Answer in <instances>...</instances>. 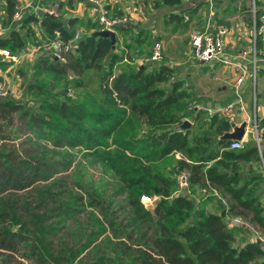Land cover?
I'll use <instances>...</instances> for the list:
<instances>
[{"label":"trees","instance_id":"obj_1","mask_svg":"<svg viewBox=\"0 0 264 264\" xmlns=\"http://www.w3.org/2000/svg\"><path fill=\"white\" fill-rule=\"evenodd\" d=\"M159 1L157 6L170 7L181 2ZM255 6L256 16L264 12L263 0H255ZM13 7L14 3L10 2L7 16L2 20L6 31L0 35V48L12 54L20 53L28 42H34L32 37L36 32L32 25L43 41L55 37L56 33L63 41L70 40L78 27L98 30L97 23L76 17L34 13L22 14L16 28L17 24L11 23ZM175 19L181 22L179 15L171 13L169 22ZM185 23H176V27ZM93 32L81 36L77 47L65 52L64 61L49 60L42 54L37 62L39 70L57 72L60 80L65 79L74 90H89L90 102H77L63 90L54 94L51 102H43L40 111L30 117L47 129L54 146L81 145L94 151L133 188L129 202L134 208V217L130 218L140 228L134 239L138 246L132 249L125 242L133 236L127 233L126 239H116L109 251L98 249L99 255L83 261L81 254L90 242L76 247L60 239L53 245L51 236L56 235L57 223L50 221L49 211L17 208L12 204L0 210V251L19 253L34 264H123L126 256L135 264H264L261 243L242 238L237 245L236 235H245L246 227L230 226L227 218L242 216L264 232V176L262 172L248 179L241 175L242 164L248 163L251 167L260 161L255 145L250 142L242 149H227L231 140L220 139L230 130V121L225 117L208 118L209 133L201 137L190 136V128L178 130L176 127L187 114V104L194 96L183 88L184 82L177 77L176 68L165 62L154 61L159 63L151 66V62L138 64L131 60L129 51L135 54L137 45L150 43L147 33L141 28L119 50L118 39L112 45L108 38L95 37ZM56 84L60 86L59 81ZM18 112L27 114L28 110L14 102V98L0 99V120ZM136 117L144 119L149 129L146 135L138 133ZM199 118L200 115L195 121ZM204 125L205 122L201 127ZM4 139L0 136V140ZM3 149L4 145H0V193L6 189H25L35 180L48 179L44 176L28 181L13 164L15 151ZM175 152L182 154L181 159L174 160L179 168L163 172L162 168L173 164ZM184 169L190 173V194L176 195L175 177ZM197 187L216 189L226 196L227 205L219 212L197 206L191 198ZM142 194H156L160 199L153 209L147 210L140 202ZM223 209L225 216H221ZM124 245L126 249L122 250Z\"/></svg>","mask_w":264,"mask_h":264},{"label":"rangeland","instance_id":"obj_2","mask_svg":"<svg viewBox=\"0 0 264 264\" xmlns=\"http://www.w3.org/2000/svg\"><path fill=\"white\" fill-rule=\"evenodd\" d=\"M39 1L45 3L52 0H32L30 5H36ZM69 1L64 0L65 5H67L61 9V13L65 15L80 14L83 5L78 6L75 2V5L70 6ZM10 2L14 3L13 9H16L15 7L20 8L18 0H0V20L6 18ZM191 2H200L203 5L205 0H182L180 4L173 7L160 4L159 8H156L159 0H139L135 2V7L139 8L138 5H140L146 11L144 16L147 17V21L143 23V28L147 32V39L150 40L146 47L150 48L153 40L162 43V58L159 62L169 63L178 69L179 75L177 74V77L183 80V88L193 85L194 91L191 90L190 92L194 96L221 101L229 99V92L216 91V87L221 84L231 86L235 80L234 78L240 72L239 68L235 66H228L229 68L219 67L215 71L209 69L202 74L204 72L203 68L196 67L191 62L187 26L176 27V23L181 24L179 20L169 22V12L185 11L188 8V3ZM252 2L253 0H216L215 11L218 20L230 21V24L239 23V25L246 28L247 33L239 41L235 29L228 38L229 52L234 55H239L242 50L249 52L251 44L247 36L252 33V22L250 23L252 21ZM22 3H24V0H22ZM30 5L23 10L21 9L23 15L30 13ZM85 10L88 12L87 9ZM77 29L86 30L79 27ZM121 31L119 30L116 35L119 50L135 36L132 31L128 33L124 31L121 33ZM35 32L32 41L36 40V42H32L31 45L33 46L25 48L24 53L16 61L2 62L0 66L1 70H8L6 78L10 79L15 90L14 102L22 104L28 110L27 114L22 112L13 113L5 120H0V136L5 137L4 140H0V145H4V151H15L13 164L19 167L22 177L27 178L28 181L44 176H48V179L35 180L31 186L25 189L4 190L0 193V210L4 206L12 204L17 208L23 206L34 208V211L48 210L51 215L50 221H56L57 223L56 235L54 237L53 233L51 236L53 245L58 243L60 239L66 240L76 247L87 245L90 242L81 254L83 261L91 259L95 254L94 257L99 255L96 253L98 249H101L102 252L109 251L113 248L112 243L118 238L125 240L127 233H133L132 239L125 240L133 249L134 246H138V242L134 239L138 237L140 232V228L135 225L136 221L132 223L130 218L134 217V208L131 207L129 202L133 188H129L115 170L102 162L94 151H88L81 145L54 146V141L47 129L38 125L30 117L31 114L40 111L39 107L43 102L46 104L51 102L54 99V94L63 90H65L67 96L68 89H70L73 94L70 98L77 102H90L91 100L89 90L88 92L81 89L74 90L65 83V79L60 80L61 77L57 72L49 69L39 70L37 62L40 59L38 55L41 54V50L36 52L38 57L36 53L30 55L31 47L39 46L43 41L41 36L38 37V31ZM81 36L82 32L80 31L79 39ZM251 58V54L248 53L245 58L238 56L235 61L245 70L246 82L241 86L242 92L249 93L251 83L257 84L256 97L258 98V105L256 104V107L258 117H261L263 110L260 105L264 96L259 95V92L261 91L260 82L264 70L256 73L253 70L250 72L249 59ZM260 59L261 57L258 55V67H264ZM141 61L144 62L143 64L150 63L145 60ZM159 62H151L149 65L154 66ZM230 69L234 70L235 74L227 72ZM57 81L60 82V86L56 84ZM248 108L251 114V105H248ZM205 117L203 115L198 121H193L194 125L189 127L190 136L201 137L209 133L207 129L209 119H205ZM134 119H136L138 133L146 135L149 129L144 124V120H141V117ZM204 122L205 125L201 127ZM248 141H252V139L250 138ZM175 159L174 155L173 164L162 168L163 172L175 171V168H179V165L174 161ZM6 171L10 172L9 169H6ZM246 171L247 167L244 173ZM24 180L21 179L22 182ZM7 185L9 186V184ZM209 190L197 187L191 198L197 206L204 207L206 211L219 212L224 205L216 196H212ZM38 205L40 207L35 208ZM207 205L212 207L207 208ZM241 218L244 225L248 223L242 216ZM123 227L125 228L123 229ZM245 235L248 236L247 229ZM241 239L242 235H236L235 243ZM125 247V245L122 246V250H125ZM0 264L34 263L22 258L19 253L0 251ZM123 264L135 263L130 261L129 256H126Z\"/></svg>","mask_w":264,"mask_h":264},{"label":"built area","instance_id":"obj_3","mask_svg":"<svg viewBox=\"0 0 264 264\" xmlns=\"http://www.w3.org/2000/svg\"><path fill=\"white\" fill-rule=\"evenodd\" d=\"M85 3L92 5L96 9L95 21L98 26V30H110L115 32L120 27H126L132 23V19L128 14H112L102 3L101 0H83ZM41 13L48 15L56 14V7L52 6H41L39 8ZM257 8L255 6V0L252 2V19L253 28L251 33V42L249 52L243 51L239 55H229L225 50L226 38L230 33V29L224 24H213L207 21L205 25L199 29L194 28L190 30L189 33V43L192 48V55L195 60H200L205 63H219L223 66H235L239 68L240 72L235 78V94L236 99L234 101L228 102L222 105H209L204 104L198 100H192L187 104L186 111L189 113L188 118L185 120L193 121L198 115H205L207 118L212 116L227 117L233 112L240 111L245 113L246 106L242 98L241 86L246 82L245 70L236 63L235 58L240 56L245 58L246 54H251L253 59V72L255 73L256 61L258 55L261 57V62H264V12L256 16ZM22 16V11L20 8H16L13 11L11 22L19 25V21ZM6 31V28L2 25L0 21V35ZM80 32H76L70 40L63 41L59 33H56L55 37L45 40L38 47H34L36 50H41L44 55H47L49 60L60 59L64 60V54L66 51H72L77 47V41L79 39ZM259 44V46H258ZM33 49L30 50V53ZM0 54L10 60L16 61L17 58L23 53L12 54L8 49H0ZM162 58V44L159 41H155L151 47L150 55L148 60L150 62L159 61ZM8 72V70H6ZM12 96L10 86L8 84V79L5 77V73L0 74V99L9 98ZM67 96H73L72 91L68 89ZM255 100V96H254ZM256 108V105H253ZM248 118V117H247ZM245 126V130L248 124H251L248 131L250 138L253 140L258 155L262 161V172L264 174V161H263V150H264V114L261 117L255 116L250 119L248 118ZM244 147V139H234L231 140L227 149L235 150L242 149ZM190 173L188 170H182L175 177V194H190V183H189ZM211 194L216 196L221 203L226 206V198L219 195L216 189L211 188ZM160 197L156 194L146 195L142 194L140 196V202L144 205L147 210L153 209L156 202ZM242 224L244 221L239 216H233L229 218V225ZM248 226V225H246ZM252 241L260 242L264 248V233L261 231L251 228Z\"/></svg>","mask_w":264,"mask_h":264},{"label":"crops","instance_id":"obj_4","mask_svg":"<svg viewBox=\"0 0 264 264\" xmlns=\"http://www.w3.org/2000/svg\"><path fill=\"white\" fill-rule=\"evenodd\" d=\"M20 3H19V7L20 9H24L25 7H28L30 5V2L32 0H24V3H22V0H18ZM139 0H101V3L112 13V14H116V15H119V14H128L131 19H132V23H130L129 25H127L126 27H120V28H126V29H129L130 32H134V33H137L141 28L144 30L145 33H147L145 31V29L143 28L145 21H147V17L144 16L145 15V8L141 7L140 5H138L139 8L135 7L136 4L135 2H137ZM184 1V0H183ZM59 2H62V5L60 7L59 5ZM75 2L76 4L79 5H83L82 7V12L78 15H65L63 13H61V9L63 7H66L65 3H64V0H52L51 2H43V1H39L36 5H30V10L29 12L30 13H34L36 16H41V11L39 10V8H41V6H52L54 5L56 7V14L54 16H63L64 18H70V17H76V18H79V19H82L84 22H94L96 24V21H95V17H96V9L88 4V3H85L83 0H70L69 3H70V6L72 5H75ZM160 2V1H159ZM182 2V0H181ZM180 2V3H181ZM179 3V4H180ZM178 5V4H177ZM215 5H216V0H205V3L202 5L200 2H191V3H188V8L185 10V11H171L169 12L170 14L171 13H174V14H177L181 17V23L183 22H186L185 26H187L188 30H189V33H190V30L191 29H194V28H199L201 29L205 23L207 21H210L212 22L213 24H224L226 25L229 29H230V33L228 35V37L226 38V42H225V50H227L226 52L229 54V55H234L232 53L229 52V48H228V38L229 36L232 34L233 30L235 29V33H237L238 37V41L241 37H243L244 34H246V28L243 27V25H239V23H235V24H230V21H221V20H218L217 16H216V11H215ZM202 7H204L202 9ZM15 8H18V7H15ZM156 8H159V6H156ZM87 9L88 12L85 10ZM15 10V9H14ZM187 10H190V11H187ZM204 12V13H203ZM169 14V15H170ZM53 16V15H51ZM12 17V16H11ZM169 18V16H168ZM5 19V18H3ZM2 19V20H3ZM2 20H0L2 22ZM174 22H176V19L174 20ZM252 22V28H253V19L252 21H250V23ZM12 23V22H11ZM175 24V23H174ZM16 28H19L18 25H15ZM184 26V27H185ZM6 28V27H5ZM32 28L37 31L36 29V26L35 25H32ZM79 28H85V27H79ZM118 28L116 31H115V35H117V32L119 31ZM126 29L124 30H120L121 33L124 31V32H127ZM82 32V36H85L87 34H91L93 31H97V29L93 30V31H87V30H79V29H76L75 33L76 32ZM93 32V33H94ZM5 33V32H4ZM189 36V35H188ZM38 37H40V35H38ZM249 37V38H248ZM117 39V38H116ZM247 39L249 41V43L251 42V34H249L247 36ZM36 42V40H33ZM45 41V40H44ZM42 41V42H44ZM41 42V43H42ZM153 43L155 42L154 40L152 41ZM153 43L151 44L150 48L146 47L148 44H144V45H137L136 47V50H137V53H132V52H129L131 53V60L135 63H138V64H143L144 62H142L141 60H145V61H148V56L150 55V50H151V47L153 45ZM32 42H29L28 46H33L31 45ZM162 44V43H161ZM190 45V44H189ZM27 46V47H28ZM26 47V48H27ZM38 47V46H36ZM35 47V48H36ZM33 48L32 52L30 53V55H34L36 52H38V50H36L34 47H31V49ZM2 49V48H0ZM30 49V50H31ZM244 50L240 51L239 53L243 52ZM20 53H24V51H21ZM43 54V52L41 51V54H39L38 56L40 57L41 55ZM238 54V53H236ZM1 55V54H0ZM2 56V55H1ZM36 56H37V53H36ZM37 56V57H38ZM190 58H191V62L196 66V67H201L203 68L204 72L202 74H204L207 70L211 69L213 71H215L216 68H219V67H227V66H223V65H220L219 63H205V62H202V63H199L200 61L199 60H195L193 58V55H192V48L190 46ZM250 61V65H249V70L251 72V70L253 69V59H249ZM2 62H10L8 59L2 57ZM257 62L256 61V66H255V73L257 71H261V70H264V67H258L257 65ZM166 63V62H165ZM264 64V62H262ZM167 65L173 67L171 64L169 63H166ZM174 68V67H173ZM229 68V67H227ZM177 70V74L179 75V70ZM227 72L229 73H233L235 74L234 70L230 69L228 70ZM5 73V77H7V74H6V70L3 69L1 70L0 68V74H4ZM201 74V75H202ZM236 78V77H235ZM234 78V79H235ZM233 79V80H234ZM8 84L10 86V89H11V93H14L12 94L11 98L15 97V90L14 88L12 87L11 85V81L10 79H8ZM234 84H235V80L234 82L232 83L231 86L229 85H224V84H221L220 86H217L216 87V91H221V92H229L230 93V98L229 99H225V100H210V99H202L201 97L199 96H194L193 95V88L194 86L191 85V86H186V89L188 91H191V94L194 96V100H198L204 104H209V105H222V104H226L228 102H231V101H234L236 99V94H235V89H234ZM187 85V84H186ZM257 84L254 83L252 84L251 83V91L249 93H245V92H242V98H243V101H244V105L246 106V111L244 114H242L239 110L236 111V112H233L231 115L225 117L227 118L230 122H234L237 126L240 125L242 122L244 121H247L248 118L252 119L255 116H258V113H257V107L254 108L253 105L257 104L258 105V98L256 97V86ZM260 86H261V91L259 92V95H263L264 96V75L261 76V82H260ZM258 93V92H257ZM254 96H255V100H254ZM260 96V97H261ZM204 98V97H203ZM207 98V97H206ZM248 105H251V108H252V112L251 114L249 113V108H248ZM256 105V106H257ZM261 109L263 110L262 111V114L261 116L264 114V99H262V103L260 105ZM240 118H239V116ZM243 115V116H242ZM190 115L189 113L187 112V114L182 118L181 122L184 121L185 117L188 118ZM200 116H203L202 114H200ZM205 116V115H204ZM224 117V116H222ZM248 117V118H247ZM141 120H144L143 118H141ZM196 118L193 120L195 121ZM191 124H190V127L193 124V121H190L188 120ZM145 124V123H144ZM146 125V124H145ZM250 126L251 124H248V127L244 128V134L242 136L241 139H244V146L246 143H253V140L252 141H248V139H250V135L248 133L249 129H250ZM229 131H232V126L230 125V130ZM255 145V144H254ZM256 147V146H255ZM176 159H181L182 158V154L180 152H175L174 153ZM260 158V157H259ZM263 161H264V150H263ZM246 167H247V171L244 173V171L246 170ZM251 170V171H250ZM262 170V161H261V158H260V161L258 162V164H252L251 167L248 163H245V164H242L241 165V172H242V177L244 179H248L250 178L252 175H259L260 172ZM256 172V173H253ZM263 176V172L261 173ZM210 189L209 190V193L211 194V188H208ZM263 189H264V184H263ZM219 193V195H221L222 197L226 198L225 195H223L222 193H220L219 191H217ZM212 195V194H211ZM213 196V195H212ZM218 199V198H217ZM219 200V199H218ZM227 200V198H226ZM221 202V201H220ZM262 205L264 206V194L262 196ZM207 208L209 207H212V206H209L207 205L206 206ZM230 218L232 216H227V218ZM248 225V226H246ZM245 227L246 229H248V236L247 235H242V238H244V241H252V233L250 231L251 228H255L259 231H261L262 233H264L262 231L261 228H259L257 225H253L252 223H245ZM236 244H241V240L240 241H236ZM243 244V242H242Z\"/></svg>","mask_w":264,"mask_h":264},{"label":"water","instance_id":"obj_5","mask_svg":"<svg viewBox=\"0 0 264 264\" xmlns=\"http://www.w3.org/2000/svg\"><path fill=\"white\" fill-rule=\"evenodd\" d=\"M93 35L99 36V37H106L109 39L110 43L112 45L116 42V35L115 32L110 30H97L93 33ZM200 61V60H199ZM199 63H202L200 61ZM190 122L188 120L182 121L178 126V130H185L190 127ZM230 125L232 126V131H227L224 134L220 136V139L222 140H234V139H241L244 134V128L246 126V122H242L240 125H236L234 122H230ZM221 216H225V210L222 211Z\"/></svg>","mask_w":264,"mask_h":264}]
</instances>
